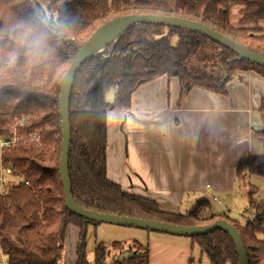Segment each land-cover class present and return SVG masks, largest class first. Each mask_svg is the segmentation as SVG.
I'll use <instances>...</instances> for the list:
<instances>
[{
  "label": "trees",
  "instance_id": "trees-1",
  "mask_svg": "<svg viewBox=\"0 0 264 264\" xmlns=\"http://www.w3.org/2000/svg\"><path fill=\"white\" fill-rule=\"evenodd\" d=\"M0 0V135L22 115L23 137L2 154L3 164L29 184H7L0 192V249L8 264H61L68 225L80 228L76 264H149V246L133 240L99 243L93 260L84 239L92 221L65 206L59 173L62 147L59 101L61 81L79 46L105 22L126 14H161L200 21L264 55V0ZM239 7V8H238ZM238 20L233 21V9ZM47 33L43 52L33 54L21 37ZM240 71L264 77V67L240 59L212 38L188 29L135 23L117 40L90 57L78 70L70 96L69 174L75 201L88 209L136 218L195 226L226 219L240 233L249 264H264V199L250 178H264V156H249L236 170L238 187L248 196L242 221L213 211L209 201L172 213L157 201L131 193L107 176L106 117L110 110L131 107L132 93L143 83L167 75L180 82V100L194 87L226 94V84ZM227 76V80L223 82ZM98 83V87L94 85ZM114 99H104L108 90ZM259 111L264 138V101ZM40 142L28 136L39 132ZM210 264H239L233 240L224 230L189 237ZM127 248L136 255L107 262L108 250Z\"/></svg>",
  "mask_w": 264,
  "mask_h": 264
},
{
  "label": "crops",
  "instance_id": "crops-1",
  "mask_svg": "<svg viewBox=\"0 0 264 264\" xmlns=\"http://www.w3.org/2000/svg\"><path fill=\"white\" fill-rule=\"evenodd\" d=\"M226 88V94H219L194 87L180 100L177 77L162 75L138 86L129 109L107 113L108 178L172 213H182L190 193L233 196L240 188L238 165L249 156H264V138L257 134L263 126L259 108L264 101V77L240 71ZM142 233L148 240L149 264H198L196 245L189 237ZM78 237L79 231L76 253L66 264H76Z\"/></svg>",
  "mask_w": 264,
  "mask_h": 264
},
{
  "label": "water",
  "instance_id": "water-1",
  "mask_svg": "<svg viewBox=\"0 0 264 264\" xmlns=\"http://www.w3.org/2000/svg\"><path fill=\"white\" fill-rule=\"evenodd\" d=\"M135 23L162 24L202 33L233 51L240 59H246L264 67L263 54L249 49L248 47L238 43L232 38L200 21L161 14H126L105 22L96 31H94V33L81 46L78 47L77 52L61 81L60 95L58 97L62 135L59 173L63 185L65 206L71 213L83 217L86 220L92 221L96 224L106 223L123 227H135L143 230L166 233L175 236H200L221 229L224 230L233 240L239 259V264H249L246 247L240 233L236 227L226 219H217L212 223L204 225H180L165 221H156L91 210L79 205L72 196V186L68 167L69 150L71 145L69 105L75 75L90 57L112 44L131 25ZM226 80L227 76L224 78L223 82ZM94 87L97 88L98 83L95 84ZM135 255L136 253L132 250V248H128L119 253L118 260L124 261L134 257Z\"/></svg>",
  "mask_w": 264,
  "mask_h": 264
},
{
  "label": "rangeland",
  "instance_id": "rangeland-1",
  "mask_svg": "<svg viewBox=\"0 0 264 264\" xmlns=\"http://www.w3.org/2000/svg\"><path fill=\"white\" fill-rule=\"evenodd\" d=\"M41 2L42 5L46 8L48 5L47 0H41ZM238 8L233 9V21L235 23L238 20V13H237ZM261 26L264 27V22L261 23ZM114 94L115 91L113 89L112 90L110 89L106 91L104 99L110 102L114 99ZM0 160H1V151H0ZM8 168L10 169L11 172H13L12 168L10 167ZM13 174L15 175V173ZM251 183L253 185L258 186L259 188V192L256 197L258 199H264V178L253 176L251 177ZM206 200L210 202L211 210L227 213L231 218L238 221H242L243 220L242 214L247 207L248 196L247 193L243 189H241V187L236 190L233 196L228 195L226 199L224 198V194L222 192L208 191L200 196H196L190 193V201L188 202L189 204L187 203L188 205L182 207L181 211L184 213L188 210H191L197 203ZM75 228L77 227H73L72 225L68 226L66 244H65V253L61 264H66V260L67 258L70 257V254L76 253L75 245H76L77 232L79 231L80 233L81 230L79 228V230L76 231ZM141 230L143 229H136L135 227H123V226H117L106 223H97V224L89 223L86 226L85 239H84V245H85V251L87 253V257L90 260H93L96 247L98 246L99 243L109 244L113 241H122L125 242L126 246H130L133 240H137L144 245H148V240L146 239V236H142L143 234L142 232H149V231L148 230L141 231ZM131 232H140L141 235L136 236L131 234ZM259 238L264 239V232H260ZM195 248H196V255H194V259H196V262L198 264H209L210 261L208 256L205 254L201 255L200 249L197 246ZM118 256L119 254H117L116 252L110 249L107 252L106 260L107 262H110L113 261L114 259H118ZM0 259H4L2 252H0Z\"/></svg>",
  "mask_w": 264,
  "mask_h": 264
},
{
  "label": "built area",
  "instance_id": "built-area-1",
  "mask_svg": "<svg viewBox=\"0 0 264 264\" xmlns=\"http://www.w3.org/2000/svg\"><path fill=\"white\" fill-rule=\"evenodd\" d=\"M31 118V115H22L20 118L16 119L13 123L10 124V135L7 138H4L0 135V192H2L7 187V184H29L27 179L14 175L13 172H11L10 169L3 164L2 154L9 146L15 144L17 141L23 138L19 136L18 128L22 127ZM28 137L33 139L35 142L39 143L41 139L40 131L35 132L34 134ZM0 252H2L1 249ZM0 264H8V261L5 256L4 259H0Z\"/></svg>",
  "mask_w": 264,
  "mask_h": 264
},
{
  "label": "clouds",
  "instance_id": "clouds-1",
  "mask_svg": "<svg viewBox=\"0 0 264 264\" xmlns=\"http://www.w3.org/2000/svg\"><path fill=\"white\" fill-rule=\"evenodd\" d=\"M21 42L27 43L33 50V54L39 55L43 52L47 43V33L39 30H30L21 37Z\"/></svg>",
  "mask_w": 264,
  "mask_h": 264
}]
</instances>
